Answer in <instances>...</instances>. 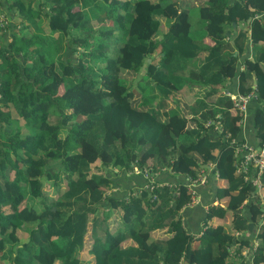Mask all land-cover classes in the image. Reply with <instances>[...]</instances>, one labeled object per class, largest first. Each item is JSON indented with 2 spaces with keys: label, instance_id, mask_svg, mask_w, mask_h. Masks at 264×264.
Masks as SVG:
<instances>
[{
  "label": "trees",
  "instance_id": "trees-1",
  "mask_svg": "<svg viewBox=\"0 0 264 264\" xmlns=\"http://www.w3.org/2000/svg\"><path fill=\"white\" fill-rule=\"evenodd\" d=\"M85 4L97 8V20L111 17L112 24L93 29ZM5 11L14 13L19 26H12L9 36L0 26V256L11 254L12 264H87L76 251L84 247L89 224L86 251L93 264H236L230 255L245 264L244 251L251 242L241 233L247 221L261 217V210L255 173H234L231 139L235 137L236 144L244 139L236 123L241 111L231 108L225 95L216 94L218 104L211 108L195 97L194 124L188 128L177 107L162 109L160 119L150 101L154 90L160 93L161 104L169 91L183 85H209L204 91L212 97L218 84L236 75L237 93H253L247 111L261 147L264 0H203L198 12L204 25L199 30L175 0H13ZM162 19L172 22L154 38ZM232 22L250 29L239 28L227 41V32L234 31ZM201 32L213 42L199 37ZM248 39L256 49L253 57L243 54ZM66 49L76 54L74 60L55 61L53 52L66 54ZM123 70L140 78L128 82ZM133 85L142 96L137 103L131 99ZM84 148H91L95 156L105 151L109 162L103 165L125 168L134 155L138 168L153 159L159 166H150V171L168 167L183 176H196L199 164L210 162L209 175L219 178L211 192L226 196V205L211 204L210 198L206 210L210 223L193 238L176 217L189 201L182 178L175 177L177 190L153 182L150 190L109 198L102 185L110 180L90 171L92 150L86 155ZM53 160L60 163L56 169ZM61 176L64 185L59 184ZM257 178L264 190V169ZM150 194L156 198L150 200ZM105 200L121 209V213L110 209L121 225L113 231L107 226L108 211L99 213L108 208ZM170 215L175 218L164 222ZM227 224L239 238L226 230ZM157 227H165L169 234L151 237ZM18 229L26 232L22 240ZM246 234L257 240L249 263L264 264V221ZM236 239L239 247L229 252Z\"/></svg>",
  "mask_w": 264,
  "mask_h": 264
},
{
  "label": "rangeland",
  "instance_id": "rangeland-1",
  "mask_svg": "<svg viewBox=\"0 0 264 264\" xmlns=\"http://www.w3.org/2000/svg\"><path fill=\"white\" fill-rule=\"evenodd\" d=\"M130 1H133V0H130ZM201 1H203V0H175V2L178 4L179 9L181 11H184L186 13L185 10H182L181 9V7H180V4L181 3H183V5L186 6L187 9H189V15H190L189 18L192 21H194L191 24V25H193V27L194 26H198L200 28L201 26L204 25L202 19L199 17V12H198V6H199V4H200ZM89 8H90V10H89ZM83 9L88 12V16H89L88 17V25L92 26L93 29H97L98 28L97 25H111L112 22H113L112 19H111V17L103 18L100 21L97 20L95 18V14L97 12V8H91L88 4H85L83 6ZM91 12L93 14H91ZM186 15L188 17V14L187 13H186ZM171 22H172L171 20L166 21L165 19H162L160 31L154 36V38L155 37L159 38L161 36V33L163 31H165L168 28V26H170V23ZM44 31H47V30L44 28ZM204 34L205 33L199 34V37L202 38V36ZM61 38H62V36H60V43L62 41ZM99 38H101L104 42L107 41V39L104 38V37L99 36ZM63 43H65V45L67 46V44H66L67 43V40L65 38L63 39ZM78 49H81V48H78ZM56 52L59 54V56H57V53ZM75 56H76V54H72L68 50L66 51V54H64L63 51L60 52V50L53 52V58H54L55 61L57 59H61V60L69 59V61L72 62L74 60V57ZM155 59H156V54H153L152 60H155ZM122 74H123V77L126 78L128 82H129V79H131V78H133V81H135V80H137V79L140 78L139 77L140 76L139 74L134 73V72H131L129 70L122 71ZM184 86L185 85H183L182 87L185 88ZM58 88H59L58 91L60 92L61 91V86H59ZM223 89H224V87H218V89H217L218 90V94H222ZM179 90H180V88L169 91L167 93V95H165L162 98V103L161 104L158 103L161 95H160V93L157 90H154L153 93H155V97H154L153 100L150 101V103L152 105L153 110L158 111L157 113H159L160 111H162V109H168L169 107H175V106H177L179 113L182 114V115H184L186 117V119H187L185 125L190 128V125H193L192 124V122H193L192 120L193 119L191 117H187L185 115V113H186L185 101L186 100L182 97V95H181V93H180ZM193 90H195V87H192L188 91L189 92H193ZM131 91H132V96H131L132 102L133 103H137V100L139 99V96H140V91L134 85H133ZM171 92H173V93H171ZM193 94H194V92L192 93V95ZM175 99H178V101L175 102ZM230 107L233 108L232 106H230ZM243 111L244 110H242V112ZM237 113H239V110H237ZM217 115L218 114H216V116ZM80 116H83V115H80ZM159 117H160V119H163V116L160 115V113H159ZM238 122H239V120L236 121V123H238ZM238 127H239V125H238ZM62 134H63V131L61 133H59V136L61 137ZM231 142L234 143V151H233L234 155L236 157H239V150H238V146L239 145L236 144V142H238V141H236L235 137H233L231 139ZM90 150H92V149L91 148H86V149L84 148V150L82 151V153H85L86 155H88V152ZM134 151H135L134 153L138 156V154H139L138 150L135 148ZM91 152H92V154L90 156L88 155L89 159H92V161H93L89 165L90 171L95 172V173L102 174V175L108 177L109 180H110V182L107 185H105V186L102 185V188L104 189V195L106 197H109V198H111V197L119 198L120 196H124V198H127L130 195H132V194L138 193L140 191L139 188H145L147 190H150V185L148 183L154 181L155 179L150 178L149 169H150V166H153V165H156L157 164L155 161H153V159H147V161L145 162V166L143 168H138L136 166V161H135L134 155H130L129 156V165L126 166L125 168H123V167H119L118 168V166L112 165L110 163L109 164H106V165H103L102 164V162H105V163H108L109 162L108 161L109 160V156L107 155V153L105 151H103L98 156L97 155L95 156L93 150ZM51 164L53 166H55L54 167L55 169L60 166V163L58 161H56V160L51 161ZM206 164H208V162ZM54 168H52V169H54ZM209 169H210L209 166L205 167L204 172H209ZM113 170H117V173L116 174L112 173ZM159 171H162V168H160ZM159 171H154V172H159ZM259 173L260 172H258L256 174V176H255L256 177V179H255V181H256V187H255V190H254L255 193H257L258 196H259V198H260V201H258L257 204L260 207L263 208L261 210V212H260V215H259L261 217L258 218L257 221L255 222V224H258V226H259L260 222H263L264 221V190H261L260 189V183L257 180L258 179L257 177H258V174ZM214 174H215V180H214V182H215L216 181L217 174L216 173H214ZM249 174H250V172L248 173V175ZM133 176H135V177L137 176L139 178L142 177L143 178V181L141 183H139V184L138 183L136 184V182H133V183H135L133 185V188H131V187L130 188H127L125 185H129V186L131 185V182L134 180ZM210 178H211L210 180H208V178H207L206 179V182H205L206 185L208 183H210V184L202 189V192L204 191L205 194L203 193V195L201 196V193H202L201 192L200 195H199V197L201 196V198H203V196L206 197V195L209 194V191L212 188L211 182H212V179H214V175H212ZM64 182L65 181L62 179V176H61L60 177V180H59V184L61 183V185H64ZM158 182H159V184L165 183V181H163V179L158 180ZM136 185H139V187L136 188ZM48 189L50 191V187H48ZM218 196L217 197L213 196L211 198L212 201H210L209 203H211V204L212 203H215V202L220 203V199H219L220 196L219 197ZM155 198H156L155 195L150 194V200H153ZM200 203H201V201H200ZM104 204L105 205H108V208H105L104 211L102 210V212H101V210H99V213H100V215H102V214L104 215L105 211H108L107 212L108 213V216L106 217V219H107L106 221H107V226L110 229V231H113L117 227H121V225L118 222L119 219L117 218L116 214L113 211L110 210V209H113L115 212L121 213V209L110 207L111 204H110V202L108 200H105L104 201ZM172 217L171 218H167L166 217L163 220L168 223L169 222V219H172ZM219 220L222 221L221 218ZM205 226L206 225H204V227ZM88 230H89V224H88L87 232L84 235V247L85 248L84 247H81V248L77 249L76 254H77V257H79L80 259L86 260L87 264H93V259H92L91 254L86 251V249L88 248V244L91 241V237H90V235L88 233ZM17 233H18V236H19L18 238L20 240H22V239L25 238L26 232L24 230H22V229L19 230L18 229L17 230ZM162 233H164V229L163 228H159L157 230L153 229V230L150 231V236L153 237V238H160V239H162V237H163L161 235ZM9 244H11V243L5 242V245H9ZM252 254H253V251L250 252L249 255H248L249 258H250V259H248V262L250 260H252L251 259L252 258ZM10 256H11V254H7V255L0 256V264H12V263H10ZM229 257L235 258L233 261L236 264L239 263V257L238 256L230 255Z\"/></svg>",
  "mask_w": 264,
  "mask_h": 264
},
{
  "label": "crops",
  "instance_id": "crops-1",
  "mask_svg": "<svg viewBox=\"0 0 264 264\" xmlns=\"http://www.w3.org/2000/svg\"><path fill=\"white\" fill-rule=\"evenodd\" d=\"M13 0H0V16H1V14L4 16V18H5V24L4 25H0V26H3L4 27V33H5V35H7V36H9L10 35V28L12 27V26H19V24L17 23V20H15V15H13L14 13L12 12V14L11 15H9L10 14V12H6L5 10H6V7L8 6V4L10 3V2H12ZM180 7H181V9L182 10H185L186 11V13L188 14V19L189 20H191L189 17H190V15H189V9H187L186 8V6H184L183 5V3H181L180 4ZM191 22L193 23L194 21H192L191 20ZM10 26L9 28H7V26ZM233 26H234V24H233ZM202 27V26H201ZM200 27V28H201ZM200 28H198L197 30H199ZM234 29V31L233 32H227V34H226V37H225V39L227 40V41H230V39H231V36H233L234 34L233 33H235V31H237V30H239V28H241V29H243V30H247V32L249 31V27H248V24H238V25H235L234 27H233ZM166 31V30H165ZM165 31H163V32H165ZM202 33V32H201ZM204 33V32H203ZM206 34V33H205ZM203 35L202 36V39L204 40V41H207V42H209L208 44H210L211 42H213L211 39H210V37L209 36H207V35ZM255 48L253 47V45L250 43V41H249V39L247 40V45L245 44V50H244V55H247L248 57H253V55H254V53H255ZM233 53H236V50L234 49V51H233ZM240 62H239V56H238V60H237V65H236V67L237 68H240L241 67V64H239ZM186 65V64H185ZM187 66L189 67V65L187 64ZM186 67V66H185ZM123 71H125V70H123ZM179 72H180V70H178ZM226 83H227V87H226ZM254 83V82H253ZM252 83V84H253ZM253 86H254V84H253ZM133 87V86H132ZM132 87L130 88V89H132ZM135 87L137 88V89H139V91H140V88L139 87H137L136 85H135ZM185 88H180V93H181V95H182V97L186 100L185 101V107H186V113H185V115L187 116V117H191L192 116V114H191V105H192V103H193V101H194V99H195V97H201L202 99H203V101L206 103V105H207V107H209V108H211V107H213V106H215L214 105V103H215V100H216V98H214V96L216 95V94H218V87H225L224 89H227L228 91H230V92H232V93H237V77H236V75L235 76H233L232 78L231 77H226L225 78V80H224V82L223 83H221L220 85L218 84V86H217V88H216V91H214V92H212V93H210V95L212 94V97H209L207 94H206V92L204 91V90H206L207 91V89L208 88H210V86L209 85H205L204 87H202V86H198V87H195V90H193V92H194V94L192 95V93L193 92H189L188 90H190L192 87H187V86H184ZM186 90V91H185ZM176 92V91H175ZM174 92V93H175ZM184 92V93H183ZM171 93H173V92H171ZM177 93V92H176ZM221 95H224V93H222ZM141 92H140V96H139V99L137 100V101H139L140 99H141ZM254 97V96H253ZM253 97H252V99H253ZM250 100V99H249ZM248 100V101H249ZM176 101H178V99H175V102ZM215 104H218V103H215ZM220 104V103H219ZM261 104H262V106L264 107V100H262L261 101ZM144 108H145V105H142ZM175 107H177V106H175ZM177 110H178V107H177ZM250 110V109H249ZM245 118H244V120L242 121L241 120V124H239L238 123V125L240 126V133H239V135H240V137H243L244 139H243V141L244 142H246V143H250V144H252V145H254L255 147L256 146H258L259 144H256V135H255V131H256V129L254 128V126L252 125V123H251V117H250V115H249V111H246L245 112ZM192 118V117H191ZM193 122H192V124H194V120H192ZM193 125H190V127H192ZM186 127H188V126H186ZM189 128V127H188ZM239 142V141H238ZM133 152H135L134 150H133ZM212 152L213 153H215L216 152V149H213L212 150ZM194 157H197L198 158V155L194 152ZM237 160H238V157H235L234 156V161H233V164L234 163H237ZM198 161H200L199 160V158H198ZM207 162H205V163H201V164H199V166H200V168H199V170H201V169H205V167H207V166H210V164H209V162H208V164H206ZM156 166H159V164H156ZM198 170V171H199ZM114 171V172H113ZM112 171V173H114V174H116L117 173V170H113ZM157 171V170H156ZM209 172H210V170H209ZM234 173L235 174H238L237 172H235L234 171ZM149 174H150V178H153V179H155L153 182H155V184L156 185H158V186H168V187H173L174 189H175V186H172V185H176V183H174L175 182V177L177 178H182L183 179V182L185 183L186 182V176L184 175H178V174H173V172L172 171H170V168H168V167H166V168H162V171H159V172H154V171H152L151 173L149 172ZM176 175V176H175ZM214 175V179H212V186L215 188V186H216V184L217 183H219V178H218V176H216V181L214 182V180H215V174H213ZM172 176H174V178L172 177ZM133 178H134V180L131 182V185L129 186V185H125L127 188H133V185L135 184V183H133V182H136V184L138 183H141L142 181H143V178L142 177H135V176H133ZM213 178V177H212ZM160 179H163V181H165V183L164 184H159V182H158V180H160ZM211 178H209V180H210ZM153 182H152V184H153ZM210 183H208L207 185L205 184V185H203V186H199L197 189H196V193L198 194V196L200 195V193L202 192V189L204 188V187H206V186H208ZM135 187V186H134ZM139 187V185H136V188H138ZM139 189H145V188H139ZM207 191V190H206ZM203 193L205 194V192L203 191L202 193H201V196L203 195ZM212 195L213 196H215L214 194H213V190H212V192H211V190L209 191V194H207L206 195V197H204L203 196V198H201V196L199 197V202L197 203V204H194V205H189V206H183V208H180V210L178 211V213L176 214V217L177 216H179V219H180V223H181V225L183 226V228L185 229V231L187 232V233H189V234H191L192 235V237L193 238H196V237H198L199 236V234L202 232V230L204 229V225L206 224V225H208L209 223H210V221L207 219L206 220V210H207V207H208V200L210 199V198H212ZM215 197H217V196H215ZM220 199V203L222 204V205H226V202H227V197L226 196H223V197H220L219 198ZM200 201H201V203H200ZM172 202V200H170L169 201V203H171ZM206 202V203H205ZM206 204V205H205ZM258 205V204H257ZM183 209V210H182ZM173 216V217H172ZM175 218V216L174 215H170V216H167V218ZM205 220H206V222H205ZM212 220L213 221H215V222H217V223H222V221L221 220H219V218H212ZM164 221V220H163ZM165 222V221H164ZM248 222H252L253 224H255V222L253 221V220H249V221H247V223ZM258 225V224H257ZM246 226H247V224H246ZM159 228H163L164 229V233H162L161 235L162 236H164V237H166L168 234H169V232H165V227H157V228H155V230H157V229H159ZM226 230L228 231V230H230V228H229V224H227L226 225ZM255 230V228H253V229H251V231H249L248 229H247V227L245 228V230L241 233V236H242V238H247L248 239V243L249 242H251V244H250V246L252 245V242H253V239H256V238H252L251 236H247V232H249V233H251V232H253ZM231 231V233H234V235H235V237L237 238H239V232H237V231H233V230H230ZM235 237H233L234 239H235ZM238 243H239V239H236V240H234L232 243H231V246L229 247V252H232L237 246L239 247V245H238ZM194 245L195 246H197V242H195L194 243ZM249 246V247H250ZM251 251L249 250V249H247V250H245L244 251V254H246L244 257H243V260L245 261V264H250L249 262H248V259H250L249 258V253H250Z\"/></svg>",
  "mask_w": 264,
  "mask_h": 264
},
{
  "label": "built area",
  "instance_id": "built-area-1",
  "mask_svg": "<svg viewBox=\"0 0 264 264\" xmlns=\"http://www.w3.org/2000/svg\"><path fill=\"white\" fill-rule=\"evenodd\" d=\"M258 15H255L257 17ZM5 24V18L1 14L0 16V25ZM222 93L230 100L231 106L237 110H240L242 113L241 120L243 121L245 118V112L247 111V103L248 100L253 96V93L249 92L246 94L240 93H232L227 89H223ZM242 110H244L242 112ZM241 120L239 124H241ZM219 130V129H218ZM239 150V157L237 163H234L235 172L239 173V171L255 173V176L258 172L264 169V144L257 150L256 147L250 143H246L241 141L237 143ZM235 156V155H234ZM236 157V156H235ZM211 167V163L209 162ZM249 167L251 170H249ZM211 169V168H210ZM209 169V170H210ZM209 172H204L203 169L199 170L196 173V176H186V191L189 193V201L185 206L194 205L199 202V196L196 193V189L199 186H203L206 182V179L210 178ZM207 180V181H208ZM257 242L253 239L252 245L249 247L250 251H253Z\"/></svg>",
  "mask_w": 264,
  "mask_h": 264
},
{
  "label": "water",
  "instance_id": "water-1",
  "mask_svg": "<svg viewBox=\"0 0 264 264\" xmlns=\"http://www.w3.org/2000/svg\"><path fill=\"white\" fill-rule=\"evenodd\" d=\"M232 24H234V22H232ZM255 94V93H254ZM257 149H259V146H257ZM263 208L262 207H260V210H262ZM259 223V222H258ZM258 227V225L257 224H253L252 222H248L247 223V229L249 230V231H251V229H253V228H257Z\"/></svg>",
  "mask_w": 264,
  "mask_h": 264
},
{
  "label": "clouds",
  "instance_id": "clouds-1",
  "mask_svg": "<svg viewBox=\"0 0 264 264\" xmlns=\"http://www.w3.org/2000/svg\"><path fill=\"white\" fill-rule=\"evenodd\" d=\"M259 146V145H258ZM260 148V146H259ZM256 149H257V146H256ZM258 150V149H257ZM149 172L151 173L152 171L149 170ZM153 182V181H152ZM152 182H149L148 184L152 183ZM164 184V183H163ZM186 185V182L184 183ZM172 186H175V190H177V185H172ZM172 188V187H171ZM256 240V239H255ZM257 242V240H256ZM255 249V248H254Z\"/></svg>",
  "mask_w": 264,
  "mask_h": 264
}]
</instances>
